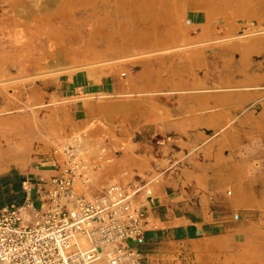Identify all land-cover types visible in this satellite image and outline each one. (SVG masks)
I'll return each mask as SVG.
<instances>
[{
    "label": "rangeland",
    "instance_id": "rangeland-1",
    "mask_svg": "<svg viewBox=\"0 0 264 264\" xmlns=\"http://www.w3.org/2000/svg\"><path fill=\"white\" fill-rule=\"evenodd\" d=\"M140 1L60 0L29 22L0 16V211L15 209L23 219L25 213L32 219L33 180L53 173L39 169H55L50 162L64 169V157L55 152L69 143L74 127L108 117L110 125L97 126L93 136L103 138L98 146H105L104 162L113 159L110 171L123 185L128 181L130 188H142L158 175L165 196L152 201V210L199 221L186 224L199 240L227 230L235 234L224 247L192 240V247L177 250L170 264H264V248L259 250L263 259L234 257L243 237L233 225L236 214L250 228L264 222V0H208L205 7H187L183 14L174 8L184 0H150L145 7ZM16 2L0 0V12ZM52 39L79 48V59L97 65L124 58L95 68L110 72L101 78L109 82L106 91L120 92L117 106L64 117L52 101L72 96L66 90L69 80L33 77L44 70ZM127 138L137 143L134 149L120 145ZM244 157L260 165L249 171L251 180L231 176ZM128 159L133 164L125 168ZM239 184L250 188L253 197L234 205ZM99 193L93 189L91 195ZM204 197L205 215L199 208ZM211 213L214 220L202 224ZM146 235L143 254L145 248L160 246L154 234L150 239V230Z\"/></svg>",
    "mask_w": 264,
    "mask_h": 264
},
{
    "label": "built area",
    "instance_id": "built-area-1",
    "mask_svg": "<svg viewBox=\"0 0 264 264\" xmlns=\"http://www.w3.org/2000/svg\"><path fill=\"white\" fill-rule=\"evenodd\" d=\"M53 172L39 174L29 195L34 216L25 221L18 210L0 211V264H149L141 252L146 241L144 208L132 206L129 192L116 184L95 187L83 160L69 155ZM89 185L100 192L88 197ZM73 205V206H71ZM86 235L85 251L78 237Z\"/></svg>",
    "mask_w": 264,
    "mask_h": 264
},
{
    "label": "bare ground",
    "instance_id": "bare-ground-1",
    "mask_svg": "<svg viewBox=\"0 0 264 264\" xmlns=\"http://www.w3.org/2000/svg\"><path fill=\"white\" fill-rule=\"evenodd\" d=\"M16 4L4 8V11L0 12V16H12L19 18L22 22H29L33 18V14L37 12H49L52 9L56 8L58 2L60 0H29L28 3H25L23 0H16ZM150 0H141L140 6L145 7L147 5V2ZM186 4L182 6L175 7V13H181L183 14L186 11L187 7L198 9L199 7H203V3H206L205 1L208 0H184ZM205 7V6H204ZM225 15H227V11L223 12ZM225 19H228L227 16L224 17ZM200 24H207V22H200ZM201 25V26H203ZM225 53L224 51H222ZM82 54L81 51H79V48H75L72 44H61L59 41L53 40L51 41L49 45V51L44 61V70L38 74H36L33 77H41L42 79L46 80L47 77L50 75H53L55 78H59L62 76H65L66 79L70 80L74 76V74L78 71H86L87 75L95 80H99L104 74L108 75L110 74L107 70H100V72H96L95 68L96 66L100 65H110L114 64L118 61L123 60L124 58H111L106 61L98 63H92L88 58L86 59H79L78 55ZM225 82H229L230 78L225 77ZM4 81V80H2ZM197 91V90H195ZM203 91V90H198ZM120 96V92L116 91H94V92H82L79 95H72V96H64L61 99H57V97H53L52 104L60 110L64 117L69 118L72 116L73 113L78 112H84V113H95L97 109L102 110L104 107H106L109 104H113L114 106H117V103L115 101L118 100V97ZM113 106V107H114ZM31 109H35V107L31 106ZM60 116V115H59ZM58 117L56 116V119ZM110 125V121L108 117H93L90 119L89 122H87L84 125H77L74 127L73 135L66 139V143L61 146V149H56V156L59 158H63L66 160V158L69 155H76L77 157L82 158L84 169H86V172L89 173V176H91V182H93L94 186L103 190L104 188H109L111 185H117L121 189H126V191L129 192V198L131 201L132 206L136 208H144L148 211V213L152 212V201L155 198H162L165 196V194L162 192V177L160 176H154L148 178V181L142 186V188H130L128 181L125 182V185H123L124 181L120 179L118 175L113 174L112 171H110L113 166L115 167L113 162V159L110 158L109 160L105 159V151L106 149L104 145L98 144L100 142H103V138H97L93 136V130L96 129L97 126H105ZM111 129L112 127H104ZM225 129V128H224ZM223 129V130H224ZM111 140L114 142H118L117 138L114 136V134H110ZM101 139V140H100ZM120 145L122 148L131 150L134 149L137 143L133 141L132 139H124L120 142ZM73 146L74 149L71 150L70 147ZM103 146V147H102ZM60 147V145H59ZM63 147V149H62ZM100 147V152L98 148ZM248 157L247 155H245ZM242 160L241 163H239L236 167H234L231 170L232 177L235 176L237 178L242 179H252V174L249 173V171L258 170L260 165L258 162H255L253 164H249L247 162L246 158ZM63 160V162L65 161ZM98 160L100 162L98 163ZM133 160H129L127 164H123L125 168H127L128 164H133ZM61 162V163H63ZM52 164H57L50 162ZM48 163V164H50ZM98 163V164H97ZM113 165V166H112ZM39 169V168H37ZM114 169V168H113ZM234 170V171H233ZM40 171V169H39ZM111 172L112 175H108L106 173ZM102 177L101 183L103 185L99 186L100 179ZM199 184L202 186L204 185L203 177L200 175L197 176ZM222 178V177H221ZM224 178H222L223 180ZM251 181H248V183ZM123 185V186H122ZM89 185L86 187L87 196L92 197V191L93 187ZM99 186V187H98ZM247 186L243 184H239L235 186L236 189V195L232 199V203L234 205H240L241 200L247 199L248 197L252 198V192L251 189L245 188ZM231 194L232 191H229ZM33 204L34 200L30 202L29 206L33 211ZM73 206V205H71ZM264 206V205H263ZM200 211L204 215L208 213V207L206 203L205 197L201 200L200 205ZM172 211L168 215H171ZM178 216H173L172 218L175 219V223L179 224H188L192 223L194 226L200 225L197 222H192L188 217L182 216L180 218H177ZM235 225L238 227V229L241 231L242 242L240 243L241 247H239V253L235 255L234 257L236 259L242 260L246 259L248 257L254 256V258H259L261 256V259H263L262 252H259V250H262L264 248V222L259 224L258 226L254 228L247 227L245 225V220H240L239 215H235ZM25 221H30L31 216L28 213H25L24 215ZM160 223V222H159ZM155 224L153 222L152 215L147 216V224L146 227L150 228L152 225ZM158 224V222L156 223ZM229 228H233L232 225L229 226ZM231 233V236L228 237V235L219 234L216 235L213 238L208 239H201L199 241L203 242L201 245L204 244H215L220 247L227 246L229 241L234 238V233H232L233 230H227ZM147 234V233H146ZM147 236V235H146ZM193 236V235H192ZM78 244L82 249L90 250L91 249V242L89 238L86 235H82L78 237ZM207 246V245H206ZM251 255V256H250ZM246 264V263H245ZM263 264V263H262Z\"/></svg>",
    "mask_w": 264,
    "mask_h": 264
},
{
    "label": "crops",
    "instance_id": "crops-1",
    "mask_svg": "<svg viewBox=\"0 0 264 264\" xmlns=\"http://www.w3.org/2000/svg\"><path fill=\"white\" fill-rule=\"evenodd\" d=\"M107 84H109V82H107V79L106 81L103 78L95 80L90 78L88 75H85L81 78L76 73L74 74L72 79L67 82L66 90H68L67 93L69 95H75V93L80 90L82 92L106 91ZM149 214L152 215L153 222L155 223L152 225V227L148 228V230L152 232V238L150 239H153V236L155 235L154 241H158V243H160V246L158 248H145L144 250V253L149 256V261L151 264H170L172 262L170 258L177 253V250L184 251L187 249V247L191 248L192 246L190 245H193L192 240H195L196 242L197 240H199V238L197 239L192 236V234L188 230V225L175 223V219H173L172 217H166L165 215L155 210H152L151 213H148L147 211V216ZM182 216H186L189 218V216H187L186 214H180V216H178L177 218H180ZM214 216V213L208 214L205 217V220H202L204 221L202 224H206V222L214 220ZM189 219L192 220V218ZM158 221L161 224L159 227H155ZM195 222L199 223V221ZM170 231H172V234L170 233L168 236L165 237L161 236L164 232ZM225 234L228 235V237L231 236V233L228 231L224 232L223 235ZM216 235L219 234H206V236H200V238L209 240L210 238H213Z\"/></svg>",
    "mask_w": 264,
    "mask_h": 264
}]
</instances>
